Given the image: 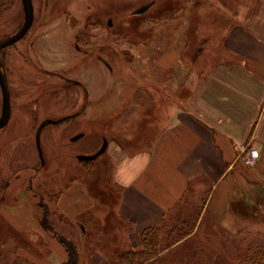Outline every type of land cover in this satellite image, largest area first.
<instances>
[{"label":"rangeland","instance_id":"rangeland-1","mask_svg":"<svg viewBox=\"0 0 264 264\" xmlns=\"http://www.w3.org/2000/svg\"><path fill=\"white\" fill-rule=\"evenodd\" d=\"M257 1L234 2L233 7L227 0H33L35 17L31 29L2 53L11 89L12 116L0 129V202L13 204L23 185H27L38 201L42 199L49 205L50 218L56 221L59 230L71 237L72 226L67 220L62 221L63 215L56 200L59 191L76 181L74 185H84L88 196L95 202V209L89 212V217L83 216L88 234L82 244L89 245L88 250L92 252L96 245V240L92 241L94 231L106 228H110V232L106 230L103 234H109L111 240L116 241L117 233L125 226L116 217L120 188L112 177L113 171L117 172L112 150L114 152L117 144L145 142L142 141L143 135H138L135 129H143L146 118L157 113L155 101L158 94L154 91L157 90V77L154 74H159L153 65L148 66L149 71L145 73L146 61L153 63L156 55L161 57L162 52L168 51L166 65L178 64L179 59L183 65L184 60L190 64L188 79L191 83L192 78L206 68L198 55L202 53V46L195 52V57L184 54L186 45L190 44L186 30L193 14L201 24L198 28L201 40L205 35L217 39L221 28L228 29L236 20L220 15L221 8L226 10V15L232 7L247 10L249 14L257 7ZM147 3H152L149 9L141 14L135 13ZM23 21L22 1L15 0L0 16V38L15 32ZM198 29L191 34L194 40L200 36ZM179 37L184 38L185 43L177 45ZM201 62L203 68L199 66ZM162 69L166 73L163 80L168 81L175 68L169 71L168 66H163ZM68 81H81L90 90V107L84 113L80 112L87 96L82 87L66 85ZM162 89L169 94L164 86ZM178 94L181 97L186 92L182 90ZM127 101L131 104L128 108L125 106ZM160 104L162 102L158 103L159 107ZM1 106L0 88V115ZM135 106L134 112L139 110L138 115H130L131 111L127 109ZM91 107L98 113V118L96 114L92 115ZM120 109L127 112L117 116L115 112ZM75 113L80 114L43 128L40 135L42 159L37 141L41 123ZM124 120L127 121L121 123ZM131 130L137 134L133 141L127 142L124 133H136ZM81 133L83 137L74 139ZM104 137L110 148L94 159L92 168L86 167L78 155L99 153ZM206 195L204 191L189 193L188 201L180 202L175 210L181 211L183 219L191 214L188 220L193 225ZM245 200L241 211L228 212L230 219L227 216L223 225L210 221L202 226L204 235L198 232L170 249L177 253L175 263L211 264L221 260L237 264V256L244 253L255 239H264V203L261 206L255 199ZM178 213L173 211L172 218ZM13 229L0 224V264L12 262L11 257L4 259L3 248L8 247L6 241Z\"/></svg>","mask_w":264,"mask_h":264},{"label":"crops","instance_id":"crops-1","mask_svg":"<svg viewBox=\"0 0 264 264\" xmlns=\"http://www.w3.org/2000/svg\"><path fill=\"white\" fill-rule=\"evenodd\" d=\"M228 1L234 7V2L243 0ZM257 3V7L249 14L247 10H234L232 7L229 12L231 15H226V10L221 8L223 12L220 15L235 17L236 20L228 29L221 28L217 39H209V35H205L201 40L199 23L200 28L197 29L200 36L193 42L198 45V49L202 46V53L198 55L204 65L201 62L199 66L206 68L199 71L191 83L188 79L192 68L190 64L184 60L183 65L178 58V64L173 62L166 65L164 62L169 61L168 51L162 52L161 57L156 55L153 63L146 61L143 64L145 73L149 71L147 67L153 65L159 74H154L157 77V90H154L158 94L155 98L157 113L150 119L146 118L143 129H135L138 135H143L142 141L145 142H135L139 144L138 147L131 142L124 146L117 144L114 152L112 150L117 164V172L113 171L112 177L120 188L116 217L125 229L117 233L116 241L111 240L109 234H103L106 230L110 232V228L95 230L92 241L96 240V245L89 252V245L82 244L88 234L83 216L89 217V212L95 209V202L88 196L84 185H74L76 181L59 191L57 196L62 221L67 220V224L72 226V236L68 237L78 244L79 264H120V253L139 250L142 246L141 233L146 228L161 224L178 201L189 192H207L195 234L200 232L204 235L202 226L205 227L210 221L223 225L227 216L230 219L228 212L241 211L242 203L247 198L255 199L256 204L262 206L264 0H258ZM184 41V38L179 37L176 43L180 45ZM163 66H168L170 71H173L172 67L175 68L168 81L163 80L166 76ZM163 86L169 90V94L163 92ZM182 90L186 94L180 97L178 93ZM160 102L162 104L159 107ZM125 106L128 108L131 104L127 101ZM136 109L135 106L127 111H131L130 115H138L139 110L134 112ZM91 110L92 115L96 114L98 118L95 109L92 107ZM127 111H117L115 114L118 116ZM124 135L132 140L134 134L127 131ZM250 145L260 150V157L252 166L243 163L239 151L242 146ZM21 189L17 201L0 204V211L28 246L10 237L6 241L10 245L6 248L9 249L3 248L4 255L6 258L11 257L12 262L20 257L30 264H62L68 256L66 249L53 233L42 227L40 219L43 210L30 188L23 185ZM55 227L59 230L57 224ZM169 250L161 254L164 264L171 258L174 262L169 264L175 263L174 256L177 253Z\"/></svg>","mask_w":264,"mask_h":264},{"label":"trees","instance_id":"trees-1","mask_svg":"<svg viewBox=\"0 0 264 264\" xmlns=\"http://www.w3.org/2000/svg\"><path fill=\"white\" fill-rule=\"evenodd\" d=\"M14 2L15 0H0V16L3 14V10L5 9L7 10L9 7H11V5L14 4ZM195 16L196 15L193 14V16L191 17L192 21L190 23V27L188 26V29L187 30L185 29L186 36L188 37L187 42H189L190 44L187 45V49L184 54L189 53L188 55L192 57L194 56L195 52L198 51V45L193 44L192 41H194V37H192L191 35L194 31L196 32V29L199 27V23ZM118 112H121V109ZM83 164H86V167L89 166L90 168L92 167L91 164L93 165L92 162H83ZM189 193H187L183 197V199L178 201L177 205H179L180 202L182 203L187 202ZM206 198L207 195L205 199ZM38 203L43 210V215L40 219L42 227L46 231L53 233L59 239V241L62 243V245L67 251V255H68L67 259L62 264H79L80 255H79L77 242L73 238H69L65 236L63 233H61L59 230H57V228L55 227L56 221L50 218L51 210L49 205L44 203L42 199H39ZM175 208L173 209V211L178 213L175 210ZM172 212L168 214L167 217L164 218L161 224L152 226L151 228L150 227L146 228L141 233L140 241L142 246L139 250L131 249L120 253L119 255L120 264H164L161 261L162 252L175 247L176 245L183 242V240L188 239L189 237L195 236L194 233L196 229L195 226H197V222L199 220L200 214L196 219V221L194 222V224L191 225L190 221L188 220L189 218H191V214L189 215V218L184 217L183 219L182 213L180 211V213L177 214L178 215L177 217L172 218L171 215ZM0 224L8 226V228H10L9 222L3 217L2 214H0ZM12 231H13L12 234L11 233L8 234L9 237H14L19 244L23 246H28L27 242L19 236L18 231H14V229ZM194 256L198 257V255L195 252H194ZM4 259H8V257L6 258V256H4ZM237 260H238L237 264H264V239L263 240L255 239L254 242H252L246 248V251L244 253L237 256ZM184 261L188 262L187 259H185ZM169 262H174V260L171 259ZM169 262L166 264H169ZM8 264H30V263L26 260L21 259L20 257H17L15 261L8 262ZM211 264H227V263L221 262V260H216L214 261V263Z\"/></svg>","mask_w":264,"mask_h":264},{"label":"water","instance_id":"water-1","mask_svg":"<svg viewBox=\"0 0 264 264\" xmlns=\"http://www.w3.org/2000/svg\"><path fill=\"white\" fill-rule=\"evenodd\" d=\"M22 4H23V8H24V21H23L22 25L14 33H12L6 37L0 38V87H1V92H2V111H1V115H0V129H2L3 127H5L8 124V122L11 118V115H12L11 91H10L9 81H8V77L6 74L4 62L2 59V52L5 48L16 43L17 41L22 39L28 33V31L30 30V28L33 25L34 17H35V8H34L33 0H22ZM151 5H152V3L142 5V7L140 6L135 11V13H137V14L143 13ZM76 116H77V114H73V115H69V116L60 118L58 120L47 119L41 123V125L39 126V128L37 130V141H38V146H39L41 156H42V150H41V146H40V135H41L43 128L46 125H48L49 123H60V122H63L65 120H69L71 118H74ZM79 137H80V135H77V137H75V139H78ZM98 155L99 154L97 153L95 155L81 156L80 158L84 159V160L93 159V158H95V156H98Z\"/></svg>","mask_w":264,"mask_h":264},{"label":"flooded vegetation","instance_id":"flooded-vegetation-1","mask_svg":"<svg viewBox=\"0 0 264 264\" xmlns=\"http://www.w3.org/2000/svg\"><path fill=\"white\" fill-rule=\"evenodd\" d=\"M69 84H75V85H78V86H80V87H82V89H83V92L85 93V95L87 96V100H86V103L84 104V106L82 107L83 108V110H82V112H80V113H84L85 111H86V109H89L88 107H90V104H89V100H88V98H89V96H88V94L90 93V90L87 88V86H85L84 85V83H82L81 81H77L76 83H73L72 81H68L67 83H66V85H69ZM92 108V107H91ZM79 113V114H80ZM81 134H83V133H81ZM80 134V135H81ZM106 145H105V147H103V151H106L107 149H108V147H109V144H107V143H105Z\"/></svg>","mask_w":264,"mask_h":264},{"label":"built area","instance_id":"built-area-1","mask_svg":"<svg viewBox=\"0 0 264 264\" xmlns=\"http://www.w3.org/2000/svg\"><path fill=\"white\" fill-rule=\"evenodd\" d=\"M258 156H259V150L257 148L253 147L248 149L245 156V161H246L245 163L254 164Z\"/></svg>","mask_w":264,"mask_h":264}]
</instances>
